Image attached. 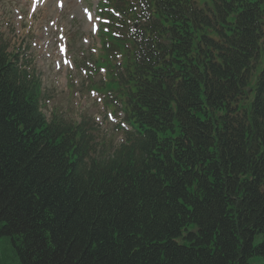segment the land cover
<instances>
[{"label":"trees","instance_id":"1","mask_svg":"<svg viewBox=\"0 0 264 264\" xmlns=\"http://www.w3.org/2000/svg\"><path fill=\"white\" fill-rule=\"evenodd\" d=\"M128 20L135 133L109 159L46 121L0 45V264H264V0H146Z\"/></svg>","mask_w":264,"mask_h":264},{"label":"rangeland","instance_id":"2","mask_svg":"<svg viewBox=\"0 0 264 264\" xmlns=\"http://www.w3.org/2000/svg\"><path fill=\"white\" fill-rule=\"evenodd\" d=\"M58 0H40L34 18L27 17L29 3L22 0H0V31L10 36L12 47L21 48L25 55L34 60V65L42 79L43 90L49 98L42 108L47 119L52 117L53 111H61L67 117L78 118L85 109L99 121L96 123L97 134L105 139L115 138L118 143L121 134L115 132L113 126L119 122L121 114L114 115L115 122L108 121V109L102 103L95 102L96 96L90 95L86 90L88 79L74 68L72 70L61 67L56 70L53 61V52L60 38H73L72 44L68 42L69 53L83 56L85 51L97 44V39L91 33L92 22L87 21L82 8L91 10L96 0H64L63 6L57 5ZM24 3V4H23ZM23 9L24 11L20 10ZM63 35L60 37V35ZM32 44V46H29ZM46 46L50 49L45 50ZM77 82L71 91L66 88V76ZM96 76L95 79H99ZM260 234L256 235L254 243L261 240ZM178 241H186L181 238ZM7 247L4 237H0V254ZM251 264H261L260 256L249 259ZM12 264V263H11Z\"/></svg>","mask_w":264,"mask_h":264}]
</instances>
